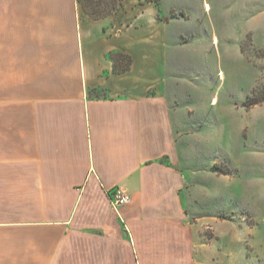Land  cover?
I'll list each match as a JSON object with an SVG mask.
<instances>
[{
    "label": "crops",
    "instance_id": "obj_1",
    "mask_svg": "<svg viewBox=\"0 0 264 264\" xmlns=\"http://www.w3.org/2000/svg\"><path fill=\"white\" fill-rule=\"evenodd\" d=\"M139 5L93 20L77 0H0V264L213 260L203 226L231 212L200 208L217 194L200 179L227 174L195 160L183 43ZM115 188L129 196L118 213Z\"/></svg>",
    "mask_w": 264,
    "mask_h": 264
},
{
    "label": "rangeland",
    "instance_id": "obj_2",
    "mask_svg": "<svg viewBox=\"0 0 264 264\" xmlns=\"http://www.w3.org/2000/svg\"><path fill=\"white\" fill-rule=\"evenodd\" d=\"M128 1L133 13L155 9L183 43L177 100L201 136L195 160L215 157L212 168L227 173L222 188L200 179L208 196L217 192L200 208L231 212L203 226L210 264H264V102L255 104L264 97V0Z\"/></svg>",
    "mask_w": 264,
    "mask_h": 264
},
{
    "label": "trees",
    "instance_id": "obj_3",
    "mask_svg": "<svg viewBox=\"0 0 264 264\" xmlns=\"http://www.w3.org/2000/svg\"><path fill=\"white\" fill-rule=\"evenodd\" d=\"M77 2L93 20L117 13L122 8V0H77ZM109 58L113 63V71L115 73L121 74L129 70L131 61L128 56L120 53H110ZM262 102H264V97L255 104ZM223 173L227 174L226 172Z\"/></svg>",
    "mask_w": 264,
    "mask_h": 264
},
{
    "label": "built area",
    "instance_id": "obj_4",
    "mask_svg": "<svg viewBox=\"0 0 264 264\" xmlns=\"http://www.w3.org/2000/svg\"><path fill=\"white\" fill-rule=\"evenodd\" d=\"M112 209L118 213L119 208L126 205L129 201V196L120 188L113 189L108 192Z\"/></svg>",
    "mask_w": 264,
    "mask_h": 264
}]
</instances>
